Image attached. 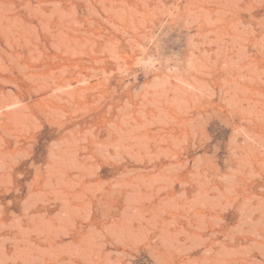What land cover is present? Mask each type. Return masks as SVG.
Segmentation results:
<instances>
[{
	"label": "rangeland",
	"instance_id": "obj_1",
	"mask_svg": "<svg viewBox=\"0 0 264 264\" xmlns=\"http://www.w3.org/2000/svg\"><path fill=\"white\" fill-rule=\"evenodd\" d=\"M0 264H264V0H0Z\"/></svg>",
	"mask_w": 264,
	"mask_h": 264
},
{
	"label": "bare ground",
	"instance_id": "obj_2",
	"mask_svg": "<svg viewBox=\"0 0 264 264\" xmlns=\"http://www.w3.org/2000/svg\"><path fill=\"white\" fill-rule=\"evenodd\" d=\"M18 31V30H17Z\"/></svg>",
	"mask_w": 264,
	"mask_h": 264
}]
</instances>
